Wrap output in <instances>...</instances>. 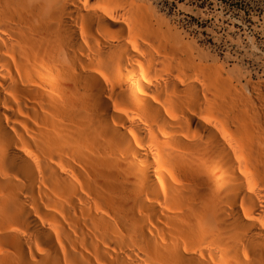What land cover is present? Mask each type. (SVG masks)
Returning <instances> with one entry per match:
<instances>
[{
    "label": "bare ground",
    "instance_id": "obj_1",
    "mask_svg": "<svg viewBox=\"0 0 264 264\" xmlns=\"http://www.w3.org/2000/svg\"><path fill=\"white\" fill-rule=\"evenodd\" d=\"M141 5L0 0V264H264V106Z\"/></svg>",
    "mask_w": 264,
    "mask_h": 264
},
{
    "label": "rangeland",
    "instance_id": "obj_2",
    "mask_svg": "<svg viewBox=\"0 0 264 264\" xmlns=\"http://www.w3.org/2000/svg\"><path fill=\"white\" fill-rule=\"evenodd\" d=\"M138 3L158 27L162 25L161 29L174 35L176 41L188 45L186 48L202 57L208 68L218 66L223 77L231 75L225 80L230 78L229 83H235L232 85L239 90L237 94L240 92L244 95L242 99L254 103L248 102L247 106H264V0H138Z\"/></svg>",
    "mask_w": 264,
    "mask_h": 264
}]
</instances>
